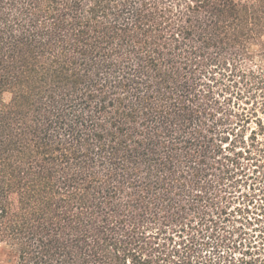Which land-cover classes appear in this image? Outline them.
<instances>
[{"label":"trees","instance_id":"1","mask_svg":"<svg viewBox=\"0 0 264 264\" xmlns=\"http://www.w3.org/2000/svg\"><path fill=\"white\" fill-rule=\"evenodd\" d=\"M10 264H264V0H0Z\"/></svg>","mask_w":264,"mask_h":264},{"label":"rangeland","instance_id":"2","mask_svg":"<svg viewBox=\"0 0 264 264\" xmlns=\"http://www.w3.org/2000/svg\"><path fill=\"white\" fill-rule=\"evenodd\" d=\"M11 253L7 249L0 250V264H10Z\"/></svg>","mask_w":264,"mask_h":264}]
</instances>
